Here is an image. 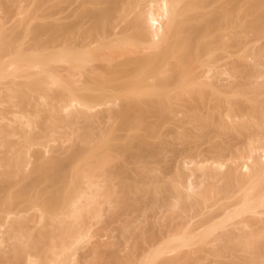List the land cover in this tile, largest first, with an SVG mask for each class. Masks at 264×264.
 I'll list each match as a JSON object with an SVG mask.
<instances>
[{
	"label": "bare ground",
	"instance_id": "bare-ground-1",
	"mask_svg": "<svg viewBox=\"0 0 264 264\" xmlns=\"http://www.w3.org/2000/svg\"><path fill=\"white\" fill-rule=\"evenodd\" d=\"M111 262L264 264V0H0V264Z\"/></svg>",
	"mask_w": 264,
	"mask_h": 264
},
{
	"label": "rangeland",
	"instance_id": "rangeland-1",
	"mask_svg": "<svg viewBox=\"0 0 264 264\" xmlns=\"http://www.w3.org/2000/svg\"><path fill=\"white\" fill-rule=\"evenodd\" d=\"M117 260V259H116ZM115 262V260H113ZM114 262H111V263H107V264H114Z\"/></svg>",
	"mask_w": 264,
	"mask_h": 264
}]
</instances>
